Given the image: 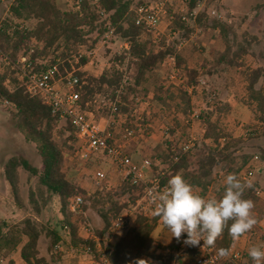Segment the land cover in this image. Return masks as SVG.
Returning a JSON list of instances; mask_svg holds the SVG:
<instances>
[{"label": "rangeland", "instance_id": "obj_1", "mask_svg": "<svg viewBox=\"0 0 264 264\" xmlns=\"http://www.w3.org/2000/svg\"><path fill=\"white\" fill-rule=\"evenodd\" d=\"M13 2L14 0H0V24L10 17V6ZM55 3L62 11L76 12L73 9L75 4L72 0H55ZM160 3L163 8V13L160 14L161 23L157 30L151 31L153 37L165 38L167 44L179 43L177 51L183 56L186 67L198 69L200 72L198 84L186 90L191 98V107L185 115L175 108L179 100L170 102L171 108L165 109L153 99L156 85L175 90L174 88L181 85L182 78L185 77L181 70L177 71L175 65L166 61L154 76L149 78V82L144 84V87L149 90L147 98L143 95L138 97L132 95L129 103L121 100L125 87L133 84L136 71L127 60L124 62L115 60L116 56L124 55L129 46L114 34L111 24L105 21L106 16H102L101 20V22L105 21V24L99 31L88 36L86 44L69 51L65 58L62 57V50L55 46L47 55L39 57L35 66H48L55 61L57 66H63L65 72V75L61 74L64 77L62 78L63 83L67 73L82 72V88L86 86L92 91L86 97L84 110L93 114V121H96L99 129L112 140V145L121 146L124 153L136 163L141 164L145 160L150 162L151 166L146 173L149 179L162 175L168 170L169 166L166 162L169 160L163 161L161 158L167 155L168 148L173 146L179 148L191 139L195 144L190 151L193 155L192 168H197L196 162L205 149L203 145L211 146V143L204 140L203 121L199 117L197 119L195 115L205 116L212 112L214 119L220 118L221 127L234 138H242L243 143L234 152L235 164L220 163L214 169L208 197L220 198L222 196L224 178L228 174H235L234 171L240 168L246 157H250L247 166L235 175L241 182L250 181L253 185L262 176L258 173L259 169L264 168V124L258 123L254 112L245 105L246 75L250 70L264 69V0H199L192 15L188 12V0H135L132 11L134 13V9L141 5L156 6ZM201 13H205L206 16L202 20V27L196 21V17ZM176 15L182 16L189 29H192L188 38L180 30L172 33L171 17ZM215 20L230 27L233 33L230 38L234 39L232 52L238 51L240 47L246 51V54L238 59L242 65L241 68L216 64L215 60L225 50V43L218 31L209 28ZM25 25L32 27L34 21H28ZM36 47H38L37 43L33 42L27 56H23L21 52L15 67H10L11 65L0 51V77L7 76V84L11 88L13 79H17L18 82L23 81L25 84L23 72L30 67L26 61ZM82 58H86L87 62L84 66L77 68ZM64 63L71 66V71ZM113 67L123 74L121 86L114 99L110 91L105 87L100 88L99 84L94 81L104 71ZM29 69L33 70L31 67ZM62 82L57 83V88L60 90H62ZM262 85H264V76L257 87ZM85 92V88L80 92L82 97ZM115 105L117 111L113 110ZM225 105L230 106V111L225 110ZM125 108L127 111L123 112ZM65 124L61 122L59 129ZM58 132L59 130L55 135V140L62 144L68 134L61 139ZM72 147H74L73 150L64 149L63 170L73 184L86 192L80 211L77 214L71 212L73 214L71 220L77 226L80 237L92 240L94 236L104 247L111 234L122 233H114L111 230L112 221L119 214L131 211L134 220L139 214H145L150 218L155 216L154 208L145 198L143 189L133 188L124 182L112 159L103 153H93L88 160H84L80 156L82 144L77 140ZM13 158H24L38 169L42 165L36 145L25 140L24 135L14 124L10 106L5 104L0 106V221L12 225L29 217L35 218L49 230L57 231L65 241L63 244L59 243L62 245V251H55V244L49 252V238L43 234L39 242L40 257L50 260L51 255L60 256L56 264H96L89 254L82 251L73 252L68 248V233L62 228L63 216L60 212L59 198L48 195L41 198L37 192L38 176H32L22 167L18 169V195L15 198L5 176L6 165ZM99 172L104 174V178L97 185L95 177ZM250 173L252 174L251 180L245 181L244 178L250 177ZM260 190L259 197L263 201L260 207L264 210V188L260 186ZM31 192L34 193V198L39 203V213L30 203ZM104 215L108 216L110 227L102 237L100 233L105 229L102 218ZM254 231H258L257 225L248 232L247 239L250 245H252L250 234ZM186 237V234H183L179 240L172 237V233L159 220L152 235V247L159 248L156 255L182 257L184 253L179 254V250ZM258 243L254 246L261 245L263 241L259 240ZM174 247H178L179 250L173 251ZM247 249L239 248L237 245V248L228 256L233 259L232 264H252ZM237 251L239 252L238 257L235 256ZM137 259H146L150 264H162L146 256L136 255L123 256L117 264H132ZM17 263L24 264L19 257V252L13 253L11 257L1 262V264ZM104 264L112 263L107 259ZM188 264L195 263L189 262ZM220 264H224V261Z\"/></svg>", "mask_w": 264, "mask_h": 264}, {"label": "trees", "instance_id": "obj_2", "mask_svg": "<svg viewBox=\"0 0 264 264\" xmlns=\"http://www.w3.org/2000/svg\"><path fill=\"white\" fill-rule=\"evenodd\" d=\"M134 2L135 0H97L93 4V0H82L80 9L74 12L62 11L55 0H14L10 6V17L0 24V51L8 64L11 65L10 67H15L20 53L23 52L22 55L27 56L31 50V44L36 42L38 47L33 50L26 61L33 69L31 72L46 71L56 66L55 80H59L64 78L62 75H65L63 66H57L55 61H52L51 65L48 66H35L36 60L47 55L50 49L55 46L62 50V57L65 58L68 56L69 51L86 44L88 36L99 31L105 21L109 22L114 29V34L129 46L125 54L119 57L116 56L115 60L120 62L127 60L136 71L133 84L125 87L121 100L129 103L132 95L135 97L143 95L144 98H147L149 90L144 87V84L149 82V78L154 76L167 58L174 56L175 68L177 71L181 70L185 77L182 78L181 85L174 88L175 90L165 89L163 85H156L153 99L165 109L171 108L170 102L179 100L175 108L185 115L191 107V98L186 90L198 84L200 72L198 69L186 67L183 56L177 51L179 43L167 44L165 38H154L145 25L136 23V16L132 11ZM198 3L199 0H188L189 15H192ZM101 13L106 16L105 21L102 22ZM205 17V13H201L196 17L200 27L203 26L202 20ZM171 18L173 21L172 33L180 30L188 38L192 29H189L183 17L176 15ZM28 21H34V25L26 27L25 24ZM209 28L218 31L225 43V50L215 60L216 64L241 68L242 65L238 59L246 54V51L243 47H240L238 51L232 52L234 39L230 38V35L233 34L230 27L215 20L212 21ZM86 62V58H82L77 68L84 66ZM64 64L71 71V66L68 63ZM29 68L24 72L30 71ZM75 76L81 79L83 73L77 71ZM246 76L247 98L245 105L254 112L256 121L264 124V85L257 87L264 76V69L250 70ZM23 79L26 80L25 77ZM122 80L123 74L115 67L104 71L98 79H94L100 88L105 87L112 93L113 99L121 86ZM7 82V76L0 77V106L5 104L10 106L15 126L24 135L27 142L36 145L42 161L39 169L32 166L24 158H13L7 163L5 176L11 186L13 195L17 198L18 169L20 167L32 176H38V195L41 198L46 195L57 196L60 200V212L63 216L62 228L68 233V248L73 252L88 253L96 264H104L101 261L102 255L96 252V243L93 240L80 237L77 226L71 220L73 216L69 209L71 200L77 196L83 198L86 195L84 190L68 179L63 170L65 162L64 149L73 150L72 145L78 140L75 128L69 120L60 119L58 115L53 114L51 106L46 104L40 96L30 95L26 91L23 81L22 83L21 81L18 82L17 79H13L12 88ZM84 88L86 92L83 97L81 95L80 99L83 108L86 97L92 92L86 86L81 88L80 92ZM123 110V112H126L127 108ZM225 110L230 111V106L225 105ZM199 118L203 121L205 127L203 138L205 141H209L211 146L203 145L205 149H203V154L196 162L197 168H192V152H184L182 146L179 148L173 146L168 148L167 155L164 158L161 157L163 161L169 160V162H166L169 166L168 170L163 172L162 175L154 177L158 178L163 185H167L172 176L180 174L193 186L195 192L209 198L208 191L212 185L214 169L220 163L235 164L234 152L243 143V139L234 138L228 134L221 127L220 118L214 119V113L212 112L207 113L205 116L200 115ZM61 122L66 124L59 129ZM58 130L61 139L65 134H68L67 139H64L62 144L55 140ZM108 141L111 145L113 144L112 140L109 139ZM249 159L250 157H246L240 168L234 171L236 175L247 166ZM230 169L232 171L231 167ZM127 183L133 188H141L133 186L129 182ZM256 189L257 184L254 183L251 188L245 190L244 198L254 201L255 208L253 212L259 223L264 220V210L260 207L263 201L257 195ZM30 203L33 209L39 213V203L32 192ZM102 218L105 229L100 233V236L103 237L108 231L110 223L107 215ZM159 220L160 218L157 216L150 218L145 214L136 215L130 228L120 234H111L104 247L102 246L105 258L112 264H117L123 256L130 257L132 255L146 256L162 264H188L189 262L197 264L198 253L194 249H188L183 254L184 256L181 255L182 257L156 255L159 248L152 247V235L158 226ZM43 234L49 238V252L55 244L65 243L57 231L49 230L35 218L29 217L12 225L0 221V264L2 260L8 259L16 252H19L24 264H56L60 256L51 255V259L48 260L39 255V242ZM245 234H248V232ZM233 245L234 241L225 230L223 236L216 241L215 247L212 248L215 253H218V249H231ZM176 249L178 247L172 248L173 251H176ZM232 260V258L224 257L220 258V263L224 261V264H232Z\"/></svg>", "mask_w": 264, "mask_h": 264}, {"label": "built area", "instance_id": "obj_3", "mask_svg": "<svg viewBox=\"0 0 264 264\" xmlns=\"http://www.w3.org/2000/svg\"><path fill=\"white\" fill-rule=\"evenodd\" d=\"M75 4L74 10L78 11L81 6L82 0H72ZM97 0H93V4ZM163 8L161 3L154 6L141 5L134 9L136 16V23L145 25L150 32L155 31L159 28L161 23L160 14H162ZM105 16L104 13H101ZM166 62L175 65V58L173 56L167 58ZM76 71H71L63 79L55 80L57 73L56 66L46 71L41 72H23V78L25 77L26 91L33 96H40L46 104L52 108V113L58 115L60 119L69 120L72 126L77 132L78 141L82 144L80 150V156L84 160H88L90 155L93 153H103L117 165L118 174L124 182H129L133 186L141 187L144 191L145 198L155 209V203L152 200V194L162 191L165 186L161 183L158 178H148L147 171L150 168V162L145 160L139 164L133 161V159L126 155L121 146L111 145L109 143V137L104 131L100 130L98 125L93 121L92 116L84 110L80 104L81 94L80 89L82 88V81L80 78L75 76ZM62 82V90L57 88V83ZM117 111L116 105L113 108ZM199 117V115H195ZM194 140L191 139L187 143L182 145L184 152H189L194 148ZM258 159V157H256ZM250 177H245L244 180H251ZM104 178L103 173H97L95 179L96 184ZM257 195L260 191L256 192ZM83 198L77 196L70 202V212L77 214L82 205ZM133 213L131 211L120 214L114 218L111 224V230L114 233L124 232L130 228L133 224ZM187 238V237H186ZM185 238V239H186ZM184 239V240H185ZM92 240L96 243V252L101 256L103 263L107 262L104 256L102 245L100 240L96 237H92ZM183 240V241H184ZM55 251H62V245L56 244L54 247ZM188 249H194L198 253L197 264H220V257L214 252L212 247H204L203 241L200 246H189L182 242L179 250V254L185 253ZM232 252V249H230ZM88 254V253H87ZM238 257V255H235Z\"/></svg>", "mask_w": 264, "mask_h": 264}, {"label": "clouds", "instance_id": "obj_4", "mask_svg": "<svg viewBox=\"0 0 264 264\" xmlns=\"http://www.w3.org/2000/svg\"><path fill=\"white\" fill-rule=\"evenodd\" d=\"M224 191L220 198H206L194 191L185 178L176 174L172 176L162 191L152 194L155 203L154 215L177 240L183 234V241L189 246L215 247L216 241L227 230L233 241L251 231L258 223L253 209L255 203L245 199L246 189L252 183L241 182L235 174L224 178ZM231 222V223H230ZM230 249H218L220 258L228 257ZM252 264H264V245L253 246L248 250ZM132 264H150L146 259H137Z\"/></svg>", "mask_w": 264, "mask_h": 264}, {"label": "crops", "instance_id": "obj_5", "mask_svg": "<svg viewBox=\"0 0 264 264\" xmlns=\"http://www.w3.org/2000/svg\"><path fill=\"white\" fill-rule=\"evenodd\" d=\"M90 115L92 116V118H93V114L92 113H90ZM96 122V121H95ZM260 175H262L261 177H260V180L259 181H257L255 184H257V189H256V191H260V194L259 195H261V190H260V186L262 187V188H264V168H261V169H259V172H258ZM258 195V196H259ZM264 217V216H263ZM257 228H258V231H254V232H252L251 234H250V236L252 237V245H250V242H249V239H247V235L248 234H245V235H243L242 237H240L238 240H236V241H234V245L232 246V252H233V250L234 249H236L237 248V245H238V247L239 248H246L247 249V247H248V249L247 250H249V248H252L254 245H255V243H257V244H259L258 243V241L259 240H262L263 241V243H261V245H264V220H262V221H260L258 224H257ZM255 240H257L256 242H255ZM238 242V243H237ZM254 243V244H253ZM237 244V245H236ZM236 245V246H235ZM236 253V255H238L239 256V252L237 251V252H235ZM19 257H20V255H19ZM21 259V258H20ZM22 261V260H21ZM18 264V263H17Z\"/></svg>", "mask_w": 264, "mask_h": 264}]
</instances>
